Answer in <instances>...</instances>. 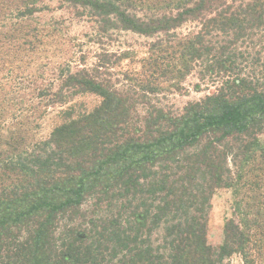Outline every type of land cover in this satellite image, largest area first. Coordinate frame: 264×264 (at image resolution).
Returning a JSON list of instances; mask_svg holds the SVG:
<instances>
[{
	"label": "trees",
	"instance_id": "1",
	"mask_svg": "<svg viewBox=\"0 0 264 264\" xmlns=\"http://www.w3.org/2000/svg\"><path fill=\"white\" fill-rule=\"evenodd\" d=\"M61 1L102 34L167 39L150 46L148 74L129 92L83 63L45 80L46 65L33 62L40 31L30 29L41 0H0V264H226L261 248L264 0ZM187 22L195 33L172 34ZM191 73L214 92L179 113L150 106L146 95ZM80 94L99 105L66 107L45 140L24 138L48 109ZM222 188L236 198L247 189L250 201L243 212L236 203L242 224L227 221L213 248L207 213ZM87 202L88 214L80 211Z\"/></svg>",
	"mask_w": 264,
	"mask_h": 264
},
{
	"label": "rangeland",
	"instance_id": "2",
	"mask_svg": "<svg viewBox=\"0 0 264 264\" xmlns=\"http://www.w3.org/2000/svg\"><path fill=\"white\" fill-rule=\"evenodd\" d=\"M142 8L143 11L136 13L137 16L146 12V8ZM37 9L36 24H30V29L40 31L33 62L46 65V68L40 66L39 71L45 80H55V74L60 68L68 67L75 71L81 67L79 64L83 63L88 66L89 72L93 73L95 69H100V77L109 81L117 90L129 92L130 87H134V79L144 80L148 74L144 68L142 69V62L149 57L150 46L158 39L162 42L167 39L164 35L143 36L120 29H106L102 34L98 30L99 24L86 13L80 9L72 10L61 0H41ZM196 31L197 24L187 22L172 34L185 36ZM69 61H72V64ZM198 79L196 73H191L182 81H168L158 86V91L154 95H146V99L150 106L179 113L187 103L199 101L214 92L215 86L207 85L206 82L200 83ZM59 82L58 80L55 86H51L53 92L57 90ZM171 85H178L182 89L175 90ZM136 91L140 96L143 93L138 89ZM62 94L65 95L63 92ZM99 103L100 98L93 94L74 96L66 106L48 109L41 120L36 119L34 121L36 127L31 133H25L24 138H29L32 142L45 140L52 130L62 123L63 117L60 112L66 107L81 113L92 111ZM147 109L146 105L136 107L139 118L145 115ZM259 140L264 142V134L259 136ZM245 190L240 191L241 195L237 198L233 190L225 188L216 190L211 196L206 228L207 243L211 247L216 248L222 244L223 228L227 221L233 220L237 225L242 224L243 217L236 211V203L240 204L243 212L244 203L250 201L249 198L245 199V196L249 195ZM91 209V202H87L80 211L88 214ZM60 231H64L63 228ZM261 246L251 247L246 250L245 255L234 253L225 262L264 264V243Z\"/></svg>",
	"mask_w": 264,
	"mask_h": 264
}]
</instances>
